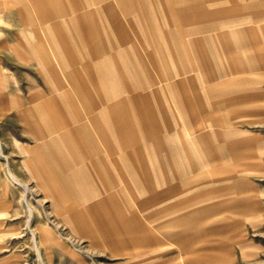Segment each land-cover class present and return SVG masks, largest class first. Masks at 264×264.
Wrapping results in <instances>:
<instances>
[{
    "label": "rangeland",
    "instance_id": "rangeland-1",
    "mask_svg": "<svg viewBox=\"0 0 264 264\" xmlns=\"http://www.w3.org/2000/svg\"><path fill=\"white\" fill-rule=\"evenodd\" d=\"M0 264H264V0H0Z\"/></svg>",
    "mask_w": 264,
    "mask_h": 264
},
{
    "label": "crops",
    "instance_id": "crops-1",
    "mask_svg": "<svg viewBox=\"0 0 264 264\" xmlns=\"http://www.w3.org/2000/svg\"><path fill=\"white\" fill-rule=\"evenodd\" d=\"M10 76L6 70L5 65L0 62V95L8 92L10 87Z\"/></svg>",
    "mask_w": 264,
    "mask_h": 264
}]
</instances>
